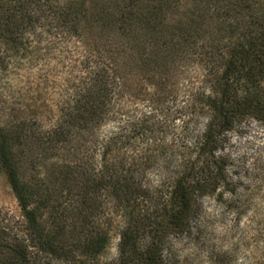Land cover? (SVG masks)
<instances>
[{
  "label": "trees",
  "instance_id": "1",
  "mask_svg": "<svg viewBox=\"0 0 264 264\" xmlns=\"http://www.w3.org/2000/svg\"><path fill=\"white\" fill-rule=\"evenodd\" d=\"M86 1L0 0V39L15 50L40 29L83 38L91 53L53 125H0V168L22 216L15 228L0 218V264H100L114 225L118 256L105 264H166L174 242L199 227L206 199L241 203L223 199L234 193L219 153L235 127L264 124V0ZM192 64L203 86L175 105ZM129 76L158 89L148 114L131 135L102 136L121 115L113 110ZM162 114L175 116L172 126ZM165 130L172 139H155ZM108 209L118 222L101 220Z\"/></svg>",
  "mask_w": 264,
  "mask_h": 264
},
{
  "label": "rangeland",
  "instance_id": "2",
  "mask_svg": "<svg viewBox=\"0 0 264 264\" xmlns=\"http://www.w3.org/2000/svg\"><path fill=\"white\" fill-rule=\"evenodd\" d=\"M65 1L59 0L60 3ZM90 1H86V6ZM101 3H106V0ZM39 30L35 34L26 33L22 45H18L21 49L17 50L0 39L1 126L27 120L32 123L41 121L44 127L53 125L59 117L64 99L72 93L71 86L79 82L80 76L86 71L85 66H89L86 51L89 52L90 45L83 38L73 35L63 38L45 32L38 35ZM202 69L197 64L187 68L188 71L180 78L184 86L179 90L180 96L175 105L180 103L185 92H189L188 87L196 91L203 86ZM157 90L144 82H138V78L130 77V90L113 110H118L121 115L113 114V118L110 117L98 131L106 137L114 131L122 130L126 135H131L134 129L138 131L143 123V113L148 114L149 111L148 92ZM173 103L168 100L163 105L164 113L166 106L171 108ZM182 113L188 115L189 110L183 108ZM156 118L172 126L175 116L162 114ZM201 120L199 123H203L204 120ZM176 123L180 124L178 121ZM171 133L165 130L157 134L155 139L163 137L167 143L172 139ZM178 133L182 134L181 131ZM188 139L192 141L191 136ZM135 142L140 145L139 140ZM141 147L142 144L139 151ZM223 147L219 154H223L228 161V179L234 193L232 196L227 192L223 199H241L239 208L228 209L229 202L222 204L215 199H206L198 220L199 227H194L189 237L174 242L166 254V264H218V259L226 253L227 264H264V124L250 120L235 127L226 135ZM39 152L32 149V157ZM49 163L55 164L57 159H49ZM37 168L42 172L44 165L40 163ZM0 218L14 228L22 221L18 203L1 168ZM107 218L114 219L115 223L119 221L112 209L105 210L101 216L102 221ZM117 233L118 229L114 225L110 243L99 258L100 264L116 260L119 242Z\"/></svg>",
  "mask_w": 264,
  "mask_h": 264
}]
</instances>
